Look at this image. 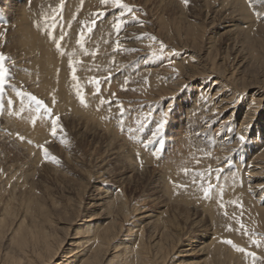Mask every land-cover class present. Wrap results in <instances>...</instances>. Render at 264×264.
<instances>
[{"label":"bare ground","instance_id":"6f19581e","mask_svg":"<svg viewBox=\"0 0 264 264\" xmlns=\"http://www.w3.org/2000/svg\"><path fill=\"white\" fill-rule=\"evenodd\" d=\"M28 2L30 5L27 4ZM75 2L76 0H68V5L72 3L71 6H73ZM38 3V0L35 2L33 0H0V6L5 10L11 25L9 30L11 32L7 34L8 38L11 37V40L7 44L13 50V53L9 56L5 54L8 59L4 65L11 66L14 64L15 69L13 71L15 73L23 70L26 75L31 76L24 75L15 78V81L12 80L22 85L26 91L43 100L52 109L53 115L60 117L58 123H63L65 130L80 139H104L105 148L109 149L110 142H116L119 136L114 125L112 126V122L111 125H108L109 122L104 124L99 117L104 114L101 112H106L104 116L110 115V118H115L119 113H116L117 110L109 102L106 94L97 99L87 89L90 82L102 79L101 73H104L102 56L97 50L86 51L82 47H74L73 45L76 44L72 42L66 43L70 45L67 47L64 42H61L62 40H53V43H51L47 36L36 31L38 28L32 30L33 28L31 29L29 23L32 26L33 20H38L37 18L40 19L41 17V14L37 15L38 17L36 16L38 12L34 13L36 18L33 17V20L30 16L31 11L33 14V7H37ZM55 3V8L58 9L61 0ZM76 3H78L76 8L80 10L77 16H86L90 10L88 8L84 9L86 5L80 1ZM92 3L90 1L87 7L90 5L92 7ZM26 4L29 5L28 9L31 11L27 10ZM54 4L52 3V5ZM232 4L235 10L245 16L240 18L243 19L242 21L245 24L244 29L250 26L245 32V34H249L254 22L248 13L246 15L247 9L249 11L251 9L257 10L261 17L264 16V0H233ZM38 7L41 6L38 5ZM215 10H217L216 12L223 11L219 21L220 19L231 20L229 16L225 15L226 11L224 9ZM48 11L46 12L49 14ZM54 13H50V19L47 17V21H50L51 24H56L60 19L56 18L57 12ZM116 16L118 15L109 16L105 22L100 23V27L105 29L116 24L119 21L115 18ZM122 20L125 21V18ZM228 20L227 22H229ZM147 22L151 29L160 34L162 26L158 17L151 16ZM36 23L37 21L33 25L38 24ZM218 24H220L218 21H212L211 27L217 28L219 27L216 26ZM38 25L40 26L39 31H43L45 25ZM51 26L53 25L48 28ZM125 26L124 32L120 35V37H124L121 45H135V49L138 51L137 54H146L142 50L145 48L144 46L148 45L147 40L135 43L127 42L128 37H137L144 32V29L147 28L146 25H141L142 29L138 34H135L138 31L137 29L125 28ZM259 26L264 27L263 24H259ZM41 27H43V30H41ZM233 32L234 29L229 28L219 34V37L226 42L227 46L228 42L229 45L230 42L235 46L237 45L236 40L238 41V39H236V36L238 37V35L233 34ZM46 35H49L48 32ZM225 36H227L226 39L223 38ZM5 37L0 38V40H5ZM209 39L210 37L205 38L204 41L199 33H186L181 40L182 44H179L184 56L181 55L182 57L178 61H172L181 70V73L183 72V78L182 75L175 76V79L171 77L172 86L157 89L158 95L149 96V101L145 102V104L150 105L159 98L178 95L175 96V99L170 100L167 108L175 103H182L179 108V110H182L181 119L176 120V129L170 134V137H175L176 148L172 151V155L159 163V167L157 165L158 171L151 175V177L153 176L152 186H150L148 198L143 197L139 201L135 200L136 204L132 205L131 197L133 196L130 197L129 192L126 193V191L119 189L112 194L104 191V187H101V185L94 186L95 188L90 191L91 193L88 196L89 202L87 205L97 207L105 204L108 209V215L105 217L107 221L103 224L85 222L78 226L75 232L76 235L72 237V242H69V245H71L70 250L66 255L59 257L60 248L65 240L64 237L62 239L61 235L59 236L58 230H62L64 227H62L63 225L61 227L55 225L51 214L58 212L62 215L64 213L67 216L63 214L66 219L70 220L67 229L71 230L69 229L72 226L71 224L76 225V221L81 216L82 205L80 206V202L79 205L76 204V217H72L69 211L73 202L70 201L73 197H68L67 200L69 201L61 204L55 198H52V208L50 209L47 206L48 202L45 200V195L42 197L43 193H38L35 190L36 182L33 173L25 171L22 164L12 163L0 173L1 188L9 196L8 201L0 205V264H53V261H56L58 257L61 262H57V264H104L105 259L112 251L111 243L119 238H122L121 240L124 243L121 250L116 249L113 252L111 258L113 264H241L240 258H242V255L247 259V254L250 251L258 250L257 253L260 252L262 244L260 246L252 244L243 248L244 251L239 255L240 257L238 256L239 258L235 257V253L232 252L231 248L235 240L232 241L230 238L235 227L231 223L229 215H225L226 212L232 213L235 208H229L228 204L224 203L225 201L222 199L229 197L231 204L242 210L244 216L254 218L264 225V79H261L262 81L253 80L254 77L247 79L244 76L235 75L237 74L234 73L235 70L228 72L230 67L226 63L228 54L225 59L222 56L217 58L220 55H218V47L215 40ZM141 47L144 48L140 50ZM58 48L62 50L66 48L64 51H68V48L70 50L68 53L64 52L66 55H60L56 51ZM261 48L263 51L264 47ZM0 50L9 51L5 46L0 47ZM263 53H260L263 59L255 55V58L259 61L258 63L264 64ZM192 59H194V64L188 68L187 65ZM242 60L241 64H238L239 66L242 65V62H245ZM232 62L233 60L231 64ZM167 66V64L161 66L160 62L156 64L142 62L131 77L147 76L150 82H154L156 77L167 75L166 71L174 69ZM19 68L21 69L18 70ZM208 72L209 75H203ZM211 74H214L212 82L208 81V76ZM74 75L75 79H73ZM202 75L204 78H202ZM184 77L198 84L190 98H187V94L180 93L185 81ZM8 81L10 82V80ZM234 83H242V89L226 88L228 85L232 87ZM248 88L254 90L246 101L241 97ZM205 91L211 101L215 100L214 107L211 106V101L208 102L209 100L205 101L204 98H201ZM12 92L14 93L13 90L10 93ZM81 97H83V103H81ZM96 100L101 103L103 101L102 104H106L105 108H103L104 106L101 107L103 110L100 113L95 111V108H89L88 106ZM30 101V99L24 98L23 94L18 93L16 96L10 95L9 100L5 101L7 109L0 108V117L2 115L5 120L4 124L1 123L0 125V146L3 148V146L12 145L15 147L16 152L17 150L21 153L24 152L29 157L32 165H40L56 174L58 171L54 163L42 159L41 150H39L41 149L40 145L50 149L55 156L60 158L66 155L64 151L55 149L57 148L55 136L52 137L50 133L51 120L38 116L40 114L35 113L34 104H31ZM206 103L211 107L209 109L210 115H203L202 111L205 110L203 105ZM228 109L231 111L230 114L221 119V122L213 130L212 126L218 116H221ZM41 115H45V113ZM238 117H241L239 121ZM33 120H35V123H33ZM247 135L248 140H246ZM20 136L24 137V140H20ZM241 136L244 137L243 142L240 140ZM183 147V152L187 151L188 153L191 149H194L191 157H196L201 161L199 166H211V170L207 171V174L201 172L203 179L208 176L204 180V184L210 188L209 196L202 200L200 197L189 198L185 194L178 198L171 197L167 199V202H169L167 203L164 199L168 197V191L178 193L183 190L177 186V183L180 182L171 161L176 156V152H180V148ZM2 152H0V158L4 156H1ZM134 152H136V149H134ZM111 156L112 158L116 156L124 157L119 149L116 153L113 152ZM4 157L6 158V156ZM4 157L3 159H5ZM205 161L207 164L204 163ZM18 162L16 161V163ZM139 164V162L135 163V167L131 169L132 172L127 169L128 171L122 179L130 177L139 168ZM100 172L99 174H101ZM107 172L108 170L105 168L104 173ZM256 195L258 196L255 197ZM16 199H19L18 202L21 203L23 210L19 214L14 213L12 210L13 202ZM234 201L236 203H233ZM139 203L141 204L139 205ZM150 204H161V207L150 211L147 208ZM90 213L92 214V211ZM90 217H93V215H90ZM9 219L11 220L10 223ZM63 220L60 219V221L66 223L67 220ZM6 223L12 225V235L8 241L5 238L6 244L1 248V242L6 237L4 232ZM147 228H150V230H147ZM65 229L63 230L65 231ZM229 240L233 244H228L227 241ZM195 242L199 243L195 244ZM191 255H199L201 260L188 261L187 259ZM262 264H264V261Z\"/></svg>","mask_w":264,"mask_h":264},{"label":"rangeland","instance_id":"374dc122","mask_svg":"<svg viewBox=\"0 0 264 264\" xmlns=\"http://www.w3.org/2000/svg\"><path fill=\"white\" fill-rule=\"evenodd\" d=\"M27 1H31V0H27ZM35 1L37 0H33V2ZM38 1H39L38 5H40L41 7H38V5L37 7L34 6L33 14L34 13L36 14L37 12L38 13L36 14V16L41 14L40 19L37 16L39 22L36 19L33 20L34 18H36V16L35 14L34 15L32 14V11L30 9H28L30 5L29 2L27 3L29 5L26 4L27 10L31 11L30 13V16L32 17L31 20H33L34 22L37 21V23L40 24L41 26L45 25V28L43 30V27H41V30L43 31L40 32L39 31L40 26L37 23H36L37 25L35 24L33 25L34 22L33 23L31 22L32 26L29 23L31 29L33 28L32 30L34 29L36 30L38 28V30L36 31H38L40 34H44L45 36H47L49 41H51V43H53V40L54 41L62 40L61 42H64L66 47L70 46L67 44L72 42L73 44H76L73 45L74 47L76 46L82 47L86 49V51L97 50L102 56V65H103L104 73H101L102 75L101 80L97 79V81H99V85H97L96 80H94L93 82H90L92 84L89 83L87 89L97 99H99V97L105 96L106 94V97L109 100V102L112 105H114L115 109L117 110L116 113H119V115H116L115 118L114 117L110 118L109 117L110 115L104 116L106 112H101L103 108L106 107L105 103L102 104L99 100L98 101L96 100L88 104L89 108H95L94 109L95 111H98L99 113L100 112L104 113L101 114L99 117L102 123L108 124L109 122L110 124L108 125H111L112 122V126L114 125V127L117 130L119 139L116 142H110L109 149L105 148L104 139H90V138L80 139L79 137L77 138L75 135L73 136L72 133L71 135L70 132L65 130L66 128L63 123L61 124L58 123L59 124V125L57 124L58 129L64 128V131H58L60 132L59 133L60 136L57 132L58 135L54 137V139L56 140L55 145L57 144L56 145L57 148L55 149L64 151L66 156L60 158L59 156H55L52 153V151L48 149V156L45 157L44 152L42 151V147H40L41 149H39L41 150L42 159L45 160L47 159L50 162L54 163L58 171L56 174L51 173L50 171L44 169V167H41L40 165L38 166L32 165V163L29 161L30 160L29 157L24 152L21 153L18 150L16 152L14 146L12 145H7L5 147L3 146L4 149L2 148V146H0L1 147L0 152L3 151L6 153L7 151L6 154L5 153L3 154V152L1 153V156L4 155L6 156V158L4 156L0 158V173L3 172L6 169V167L12 163L17 165L22 164L25 167V171L33 173L34 181L36 182L35 190L38 193H43L42 197H44L45 195L46 197L45 200L46 202H48L47 206L50 209L52 208L51 207L52 198H55L61 204L65 201H69L67 200L68 197H73L70 202L73 201L74 203L73 202L72 204L70 203L71 210L69 209V211L71 212L72 217H76L75 214L76 204L79 205L80 202V206L82 205L83 209L81 208L80 211L82 213H80L81 216H79L78 220L76 221L77 222L76 225L71 224L72 228L68 227L71 230L67 229L70 220L66 219L67 216L64 213H62V215L59 214L58 212L57 213L54 212L51 214L52 215L51 218L54 221L55 225H58L59 227L63 225L62 226L64 227L63 229H65V225H66L65 231L63 229L58 230L59 236L61 235L60 237H62V239L64 237L65 240L60 248L59 251L60 255H58L59 257H61L62 255H66V253L70 250L71 245L69 244L72 242L71 241L72 237L76 235L75 232L78 226H81V224L85 222H92L94 224H103L107 221L105 217L108 215L107 214L108 209L105 204L97 207H95L94 205L93 207H90L89 204L87 205V203L89 202L88 196L91 193L90 191H92L95 188L94 186L101 185V187H104L103 189L104 191L112 194L117 192L119 189L126 191V193L129 192V195L131 194L130 197L133 196L131 197V201H132L131 204L134 205L136 204L135 200L139 201V199H142L143 197L148 198V195L150 194V186H152L151 182L153 176L151 177V175L154 172L158 171L157 168L159 167V163L163 161V159H166V157H168L169 155H172V151L176 148L175 146L177 142H175L176 140H174L175 137L173 138L170 137V134L173 133V131L176 129L175 128L176 120H178V118L181 119L182 110H179V108L182 106V103L181 102L175 103L169 108H167V106L170 100L175 99V96L178 95L159 98L154 102L150 101L152 102L150 105L145 104V102L149 101L148 100L149 96L158 95L156 92L157 89H164L163 87L172 86V81L170 80L171 77L174 78L175 76L177 77L179 75H182L181 77L183 78L184 76L183 72L181 73V70L178 69L177 66H175V63H172V61L173 62L178 61L182 56H184V52L180 50L181 48L179 47V44H182L181 40L185 36V34L199 33L202 35L204 41L205 38L208 39L209 37H210L209 40H215L216 46L218 47L217 50H219L218 55L220 54L217 58H220V56H222L225 59V56L228 54L226 60V63L230 65V67L228 66L229 67L228 72L235 70L234 73H237L235 75L244 76V78L246 77L247 79H249L250 77L251 78L254 77L253 80L258 79L262 81L264 79V64L258 63L259 61L257 60V58H255V55L256 57L259 56V58L261 59L262 55L260 53L264 52V50L262 51L261 48L264 47V27L259 26V24L264 25V16L261 17L258 14L257 10L251 9L252 11L251 10L249 11L247 9L246 15L248 13L250 18L253 19L254 23L252 25L251 32L249 34H245L246 30L250 28V26L245 29L243 28L245 24L242 21L243 19H241L240 17L243 18L245 16L238 10L234 9V7L232 6L233 0H189L187 6L185 5L184 0H165V1L122 0L124 4L129 5V7L133 10L132 12H128V10L126 9L121 10L119 8H114L111 5L105 6L101 3V0L98 1L90 0L93 2L92 7L91 5L87 7V5L90 3L89 0H78V1L76 0V2L80 1L81 3L86 5L84 9L88 8L90 10V11L87 10L89 11V13H87V15L83 17L77 16L80 10L76 8V5L78 4L76 2L73 3V6H71L72 3L68 5V0H61V3L58 4V9H57L55 8L56 7L55 2H59L60 0H51V1L38 0ZM52 3L53 4L55 3L54 4L55 6L52 5ZM50 7H52L53 9ZM2 9L3 8L1 7L0 8V35H1L0 38H4L5 36L6 37L5 40H0V47L5 46L6 48H8L9 51L4 52V50H0V54H2L5 57V61H6L8 59L7 57L13 53V50L7 44L11 40V37L8 38L7 35L11 32L9 31L11 25L10 22L8 21V16L6 15L5 10ZM38 9L39 11L42 9V11H40L42 13H40ZM215 9H224L226 11L225 15L229 16L230 19L233 21L231 20L229 21L228 19H224V20L220 19L219 21V17L221 16L223 11L216 12L217 10ZM46 11H48L49 14ZM121 11L124 12L123 16H121ZM56 12H57L56 18L57 19L60 18V19H58L56 24L55 23L51 24L50 21L49 22L47 21L49 15L50 13L56 14ZM101 12L104 14L98 15V13ZM43 14L46 15L44 16ZM111 15H118L115 17L118 20H122L123 18H125L126 22L122 23L119 32H117L115 28V24L112 25L110 28L102 29L100 27V23L105 22V20ZM133 16H135L137 20H133ZM151 16L158 17L159 23L162 26L160 30V34L159 33L157 34L155 30L150 28L147 20ZM93 20L96 21L95 24L92 23ZM227 20L229 22H227ZM212 21L214 22L218 21V23L220 24L216 26L219 27L212 28L211 27ZM49 24L53 26L48 28L50 26ZM124 25H126L125 28L127 27V28L137 29L138 31L135 34H138L141 31L142 29L141 25L142 26L146 25L147 28L144 29V32H142L139 36L128 37L129 40H127V42L129 43H135L137 41L143 42L147 40L146 42H148V45L144 46L145 48L144 47L140 48V50L144 48L142 51H144V53L146 54H137L138 51L137 49H135V45L132 46L121 45V42H123L124 37H120V35L124 32ZM89 27L92 28L91 32L88 31ZM229 28L234 29L233 34L238 35V37L236 36V39H238V41L236 40V44H237L236 46L233 45L232 42H230V45L228 42V46H227L226 42L221 40V38L219 37L220 32ZM48 29H50L51 31ZM215 29L217 30L214 31ZM46 30L49 35H46L47 33L45 32ZM81 34L83 35V39H81ZM61 36L63 37V39H61ZM125 36L127 37V35ZM153 37H155V39H152ZM223 38L226 39L227 36ZM159 41L163 42V44L165 45L163 51H161L160 49L161 42ZM100 42H102V44H100ZM117 43H119L120 45L119 48H117ZM65 49L66 48H64L63 50L58 48L56 49V51L60 55H66V53L64 52L68 53L70 49L68 48V51H64ZM5 54H7L8 56H6ZM240 59L241 60L243 59L242 61H245L242 62L241 66L238 65L241 64ZM219 60L221 61V59ZM232 60L233 62L231 64ZM142 62L146 64H156L160 62L161 66L167 64L168 65L167 67H173L174 69H170L169 71H166L167 75L156 77L154 82L152 81L150 82L147 76L132 78L131 76L134 74L136 69L139 68ZM193 64H194V59L189 61L188 65L187 64L186 65L189 68ZM4 67L6 71V77H5L6 84L4 89L0 91V98H2L0 99V106H1L0 108H2L3 110L7 109L6 102L7 99L9 100L10 95L16 96L18 93H21L23 94L24 98L26 97V99H29V95H33V93L26 91V89L22 85L14 82L15 81L14 79L17 77L20 78L24 75L31 77L30 75H26L23 70L19 73H15V71H13L15 69L14 64H12L11 66L4 65ZM237 67L240 69H238ZM10 68L12 69L10 70ZM20 69L21 68H19L18 70ZM209 74L210 73L208 72L203 75H209ZM203 75L202 78H204ZM184 79L185 81L183 82L182 90L180 91V93L181 94L185 93L187 94V98H190L198 84L197 82L189 80L185 77ZM213 79H214V74L208 76V81L212 82ZM8 80H10V82ZM15 85L18 86L19 88L16 87ZM98 86H99V92H97ZM241 86L242 83L240 84L234 83L232 87L231 85H228L226 86V88L229 87V88H235L241 90L242 89ZM12 90L14 91V93L13 92L10 93ZM253 90H254L253 88H248L247 91H245V93L242 94L241 99L243 100L245 99L247 101V98L250 96ZM205 93L206 91L202 94L201 98H204L205 101L209 100L208 102H210L211 100L209 98L208 93L206 94ZM30 103L34 104V102L32 101H30ZM210 104L212 107H214L215 106L214 104H216L215 100L211 101ZM121 105L123 106L124 109L123 114H121L120 112ZM102 106L104 107L101 108ZM203 106L205 107V110H208V111L205 110L202 111L203 115L206 114L210 115L211 112L209 111V109L211 107H209V104L206 103ZM34 110H35V105H34ZM228 111L229 109L223 112L224 114L222 113L221 116H218V118L216 119V121L212 126L213 130L216 128V126H218L217 124L221 122V119L225 118L226 116H228V114H230L231 111L229 112ZM35 113L40 114L38 116L46 117L47 120H50L48 119L49 117H47L46 114L41 115L42 113L44 114L43 110L40 113H37L35 111ZM2 117L3 116L1 115L0 125L1 123L5 122L4 117L3 118ZM237 119L239 121L241 117H238ZM161 122L165 124L164 128L161 130L159 134H157V136H153V133L156 132V129ZM248 135L246 137V140H248ZM118 149L121 150V153L122 155H124V157L121 158L120 156H116L112 158L111 154L113 152L116 153ZM134 149H136V152H134ZM183 151H184V147L180 148V152H176V156L171 160L174 164V169L177 172V179L180 182L177 183V186L182 188L183 190H181L178 193H172L168 191V197L164 199L166 202L167 199L171 197L178 198L184 196L185 194L189 198L200 197L202 198V200L206 199L209 196V194L205 196L203 191L204 188L207 187V185L204 184V180H206L208 176H206L203 179L202 175L199 174H201V172L207 174V171L211 170V166L210 165L206 167L199 166V162L201 161L196 157L194 158L191 157V154L194 152V149H191L189 153L187 151L185 152ZM3 157L5 159H3ZM52 157H55V160H53ZM16 161L19 162L16 163ZM137 162L140 163L139 168L127 179H122L123 175L128 170L131 171V169L135 167V163ZM204 163L207 164L206 161ZM105 168H107L108 170L107 173H104ZM185 169H187V172L185 171ZM99 172L101 174H99ZM70 193L73 194L70 195ZM257 196L258 195H256L255 197ZM8 199L9 196L5 191H3L0 183V205L7 202ZM19 199H16V201L13 202V208H12L14 213L17 214L23 211L21 208V203L18 202ZM222 200L225 201L224 203L228 204L229 208H235V210L232 213L231 212L225 213V215H229V217L231 218V223H233L235 227L234 231L230 235L232 241L235 240L234 241L235 247H233V245L231 246L232 252L235 253V257L239 258L240 257L239 255L242 253L241 251H237V248H245L246 246L252 245L251 240L249 238L251 236L253 239H259L261 241L262 249H260L259 250L260 252L258 253H257L258 250L250 251L256 253L255 259L248 254H247V259L245 258L244 255H242V258H240L241 264L243 263L262 264L264 261V252H263L264 225H262L258 220L254 218H248L247 216H244L242 210L236 208V206L234 207L231 204V200L229 197H226L225 199ZM147 203H149V201H147ZM150 203L152 202L150 201ZM106 204L108 203L106 202ZM140 204L141 203H139V205ZM157 207H161V204L160 205L150 204L148 205L147 208L150 211H154L155 209H157ZM15 209H17L18 211ZM91 211L92 214L90 213ZM90 215H93V217H90ZM60 219L62 220L65 219L68 221V223L67 221H65L66 223H64L60 221ZM10 221L11 220L9 219V223ZM241 225H243V228L241 227ZM11 226H12L11 224L9 225L8 223H6V226L4 227V232L6 237H4L1 242L2 243L1 248H3V245L6 244L5 238L6 241H8V239L12 235ZM6 230L9 232H7ZM147 230H150V228H147ZM121 239L120 238L116 239L114 242L111 243L112 251H110L109 255L107 256V259H105L104 264L114 263L111 258L113 252L116 249L121 250V246L124 243V241H122ZM199 242H195V244H198ZM259 254H261L262 256ZM59 257L56 259V261H53L54 262L53 264H57V262L58 263L61 262ZM187 260L199 261L201 260V258L199 257V255H191L188 257Z\"/></svg>","mask_w":264,"mask_h":264},{"label":"snow or ice","instance_id":"6c2138e0","mask_svg":"<svg viewBox=\"0 0 264 264\" xmlns=\"http://www.w3.org/2000/svg\"><path fill=\"white\" fill-rule=\"evenodd\" d=\"M101 3L105 6L111 5L114 8H119L121 10H128V12H132L133 10L129 7V5L124 4L122 2V0H101ZM185 5L187 6L189 3V0H184ZM104 13H98V15H103ZM124 15V12L121 11V16ZM133 20H137V18L135 16H133ZM93 24L96 23L95 20L92 21ZM122 23H125V21L123 20H119L116 22L115 24V28L117 30V32L120 31L121 29V25ZM88 31L91 32L92 28L89 27ZM61 39H63V37L61 36ZM81 39H83V35L81 34ZM152 39H155V37H153ZM57 47H59V45H57ZM120 45L119 43H117V48H119ZM165 48V45L163 44V42L160 43V49L161 51H163V49ZM4 61H5V57L0 54V91H2L5 87V77H6V71H5V67H4ZM73 71H75V69H73ZM75 75L73 76V79H75ZM97 85H99V81H96ZM97 92H99V86L97 87ZM29 99L34 102L35 105V111L37 113H40L42 110L43 112L49 117V119L51 120V135L52 136H56L58 131H63L62 128L58 129L57 124L60 120L59 116H54L52 113V109L49 108L45 102L39 98H37L35 95H29ZM83 97H81V103H83ZM103 103V101H102ZM123 106H120V112L121 114H123ZM33 123H35V120H33ZM165 124L163 122H161L159 124V126L156 129V132L153 133V136H157V134H159L161 132V130L164 128ZM20 140H24V137L20 136L19 137ZM241 142H243L244 137L241 136L240 137ZM42 147V151L44 152L45 157L48 156V149L46 147ZM53 160H55V157H52ZM185 171L187 172V169H185ZM199 175H203V174H199ZM204 194L205 196H207L209 194L210 188H204ZM233 203H236L235 201ZM223 207V205H221ZM241 227L243 228V225H241ZM251 240V244L256 245V246H260L261 241L259 239H253L251 236L249 237ZM228 244H233V242L231 240L227 241ZM233 247H235V245L233 244ZM237 251H241L243 252L244 249L243 248H237ZM248 255L252 256L254 259L256 257V253L255 252H250L248 253Z\"/></svg>","mask_w":264,"mask_h":264}]
</instances>
